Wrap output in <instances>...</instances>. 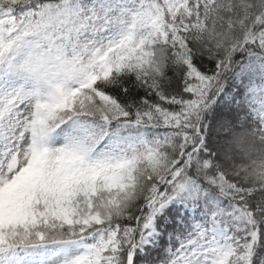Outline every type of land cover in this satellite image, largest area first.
<instances>
[{
	"label": "snow or ice",
	"instance_id": "obj_1",
	"mask_svg": "<svg viewBox=\"0 0 264 264\" xmlns=\"http://www.w3.org/2000/svg\"><path fill=\"white\" fill-rule=\"evenodd\" d=\"M0 264H264V0H0Z\"/></svg>",
	"mask_w": 264,
	"mask_h": 264
}]
</instances>
